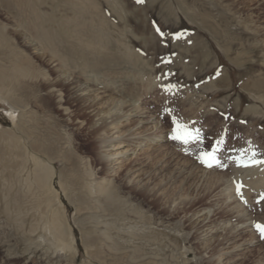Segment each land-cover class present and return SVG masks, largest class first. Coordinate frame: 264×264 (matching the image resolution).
<instances>
[{
	"label": "rangeland",
	"instance_id": "1",
	"mask_svg": "<svg viewBox=\"0 0 264 264\" xmlns=\"http://www.w3.org/2000/svg\"><path fill=\"white\" fill-rule=\"evenodd\" d=\"M12 27L39 37L42 51L57 55L66 74L91 88L110 83L111 96H126L130 76L155 80L147 93L153 98L143 103L157 109L170 130L168 145L202 168L208 166L201 153L213 152L215 145L218 163L211 167L232 177L234 193L245 176L264 167L251 162L264 161V0H0V67L16 59L23 66L32 63L25 65L26 77L42 75L30 80L14 73L0 85V264H214L182 212L170 215L144 192L121 193L137 217L117 216L104 234L83 219L70 203L76 190L68 177L74 169L83 174L98 166L91 160L92 117L78 110L67 82L51 84L55 71ZM96 36L105 39L97 42ZM126 45L134 54L123 57ZM60 103L75 109L71 118L79 122L67 118ZM173 119L194 134L199 130L200 138L187 144L173 140ZM50 156L58 160L53 185L65 206L76 257L47 238L43 201L51 195H42L46 188L40 191L34 181L33 159L46 163ZM80 156L83 166L76 164ZM67 161L75 164L73 170H67ZM210 194L194 198L184 212L206 206ZM262 197L250 215L264 223ZM214 243L209 254L217 252ZM259 245L242 264L264 259V239Z\"/></svg>",
	"mask_w": 264,
	"mask_h": 264
},
{
	"label": "bare ground",
	"instance_id": "2",
	"mask_svg": "<svg viewBox=\"0 0 264 264\" xmlns=\"http://www.w3.org/2000/svg\"><path fill=\"white\" fill-rule=\"evenodd\" d=\"M16 29L12 27V30L19 34L22 43L30 48L41 63L55 71L56 77L52 79L51 84L61 78L60 81L67 82L70 96L79 103L78 110L80 112L84 110L92 117L88 126L93 130L95 139V150L91 160L98 166L94 171L85 170L80 174L77 169L73 170L75 164L67 161V170H73L71 177H68L70 178L68 185L73 187L76 193L73 191L72 199H69L68 195L66 197L98 234H104L107 224L118 219L117 216L127 214L130 218L137 217V212L127 207L129 206L127 199L121 198V193L129 194L134 190L147 194L148 200L158 202L160 208L170 215L182 212L180 217L185 218L187 225L196 232L195 241L208 262L215 259L214 264H242L246 253H250L255 247L260 248L262 239L260 240L259 233L253 225L262 221L253 219L250 214L258 205V199L264 195V167L261 164H254L262 167L261 170L253 168L254 173L260 172L257 176H254L253 172L249 176L246 174L242 187L240 185V194H237L236 188L233 193V187L231 188L229 184L232 177H224L221 172L215 171L216 167L207 165L208 168H202L181 157L168 145L170 130L161 122L157 109L143 103L146 98H153V95L149 96L147 93L155 85V80L138 76L139 74L130 76V87L125 90L126 96H111L109 82L104 83L103 88H91L92 86L89 87L74 74L72 76L66 74L64 64L57 55L42 51L39 37L31 36L27 31L20 33ZM41 35L42 33L38 34ZM95 39L99 42L105 38L96 36ZM125 47L123 57L127 54L132 55L133 52L128 45ZM8 62L10 63L0 67V85L5 78L12 77L14 73L26 77L25 65L32 64L25 62L23 66L21 60L19 62L16 59ZM26 78L38 80L42 75L36 73ZM117 80L122 82L123 78L119 76ZM58 108L67 118L79 122L71 118L75 114V109L61 103ZM33 160L36 162L34 181L40 191L46 188L47 193L44 190L42 195L48 192L50 193L48 195H51L46 196L43 201L47 209L44 226L49 235V237L46 235L50 239L49 243L71 252L70 255L76 257L77 250L76 245L72 243L74 240L72 241L69 231L70 225L64 221L65 206L62 205V200L53 185L54 162L58 160L51 156L46 163L41 162L42 160ZM76 164L83 166V157H78ZM234 166L235 164L232 167ZM64 188L66 189V186ZM207 192L211 194L207 198L206 206L184 212L194 198ZM240 202L245 204L242 206ZM27 239L24 238L23 241H28ZM211 241H215L218 249L216 253L211 251L209 254ZM254 264H264V259H259Z\"/></svg>",
	"mask_w": 264,
	"mask_h": 264
},
{
	"label": "snow or ice",
	"instance_id": "3",
	"mask_svg": "<svg viewBox=\"0 0 264 264\" xmlns=\"http://www.w3.org/2000/svg\"><path fill=\"white\" fill-rule=\"evenodd\" d=\"M137 3H143V0H137ZM157 32H160L159 29H157ZM160 35L163 36L164 34L162 32H160ZM180 35V34H177ZM173 123L174 125H176L173 128L172 131V139L173 140H180L183 143L187 144L189 141L191 140H198L199 137V130H196L195 134L191 131L188 130L186 128V126L184 125H180L178 124L175 119H173ZM217 143H220V141H217ZM215 145H213V152H208V153H201V156L199 157V159H201V161L203 163H205L206 165H208L209 167L212 166L213 163H218V161H216L215 159V155H214V151H215ZM255 155V154H253ZM237 161L238 163L244 164V161L240 160L239 157H237ZM252 163H264V161H256L253 160L251 161ZM245 166H247V164H245ZM237 194H240V186H237ZM262 199H264V197H262ZM253 227L255 228V230L259 233V236L261 239H264V223H254Z\"/></svg>",
	"mask_w": 264,
	"mask_h": 264
}]
</instances>
